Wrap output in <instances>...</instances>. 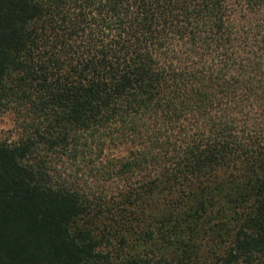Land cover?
<instances>
[{
	"label": "trees",
	"instance_id": "16d2710c",
	"mask_svg": "<svg viewBox=\"0 0 264 264\" xmlns=\"http://www.w3.org/2000/svg\"><path fill=\"white\" fill-rule=\"evenodd\" d=\"M0 264H264V0H0Z\"/></svg>",
	"mask_w": 264,
	"mask_h": 264
},
{
	"label": "rangeland",
	"instance_id": "374dc122",
	"mask_svg": "<svg viewBox=\"0 0 264 264\" xmlns=\"http://www.w3.org/2000/svg\"><path fill=\"white\" fill-rule=\"evenodd\" d=\"M17 137V130L12 113L0 115V140L13 141Z\"/></svg>",
	"mask_w": 264,
	"mask_h": 264
}]
</instances>
